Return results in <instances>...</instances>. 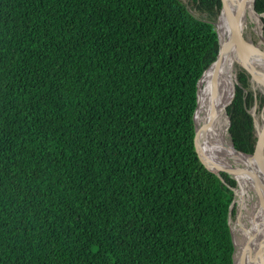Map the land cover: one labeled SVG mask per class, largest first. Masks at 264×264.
Listing matches in <instances>:
<instances>
[{
	"label": "trees",
	"instance_id": "trees-1",
	"mask_svg": "<svg viewBox=\"0 0 264 264\" xmlns=\"http://www.w3.org/2000/svg\"><path fill=\"white\" fill-rule=\"evenodd\" d=\"M193 1L213 17L181 0H0V264H233L236 180L194 147L220 0ZM239 75L228 132L251 153ZM216 139L215 122L201 151L230 163Z\"/></svg>",
	"mask_w": 264,
	"mask_h": 264
},
{
	"label": "water",
	"instance_id": "water-1",
	"mask_svg": "<svg viewBox=\"0 0 264 264\" xmlns=\"http://www.w3.org/2000/svg\"><path fill=\"white\" fill-rule=\"evenodd\" d=\"M254 10L258 13V11L255 8ZM229 12L230 11H229V5L227 3V0H220V8H219L218 14L216 18L211 21L214 27V30L216 32V39H217V44H218L217 55L214 59V62L212 61L211 63L217 64L223 54L231 52L235 61H232V60H229V61L231 63H235V64L237 63V65L243 70V72L245 73L247 77L246 78L247 85L249 82L251 89L255 90L257 84L254 81L256 80V75L258 74L259 71L253 65L250 66L249 61L252 58L264 57V52L263 50H260V48L256 44L250 41L246 35L244 36L241 34L242 32V29L240 27L241 18L236 17L237 19L234 24L236 32L234 31L232 27H229V30L227 29V26L224 25L223 22L225 23L230 22L229 21L230 19L228 18V15H227ZM220 30H222L223 32H220ZM233 32H235V35L233 34ZM200 77L197 81V103H196V107L193 113L194 147H195L196 153L200 161L202 162V164L209 171L214 172L218 177H220L222 181H224V179L222 178L220 172H226L236 180V186L234 188L232 187V189H233L234 195L237 196V200L235 201L234 198L232 199L229 205L228 218H227L231 242L233 244L232 262L233 264H264V250L261 248L262 246H264V244L260 245L261 241L264 243V234H263V237L260 243L259 241H257L256 247H255L257 251L256 252L257 255L255 257V262L252 263V257H251L252 249L248 245V243L251 242V246L254 248L255 236H249L248 238L249 241L246 240L244 244L242 245L241 251L238 252L239 245L236 240V232L234 231L235 227H239L240 229H245V230H248L249 229L248 227L251 228V219L250 218L248 219V216L250 214L248 213L245 214L243 210L244 200L246 198V194L244 191H246L245 185L247 182H249L253 190L252 196H250L249 199L252 201L254 197L255 198L254 201L255 202L258 201L256 205L257 209L261 208L264 214V178L262 179L261 177V174L264 173V170H263L264 168L262 167V165H260V163L256 161L257 158L261 157V155L264 154V119H262L261 122L258 121L254 115V112L249 111L246 108L247 112L253 115L252 119H253V125H254L255 136H256L254 140L255 141L254 150L251 153L244 152L242 150L237 149L234 146L233 142L230 140L231 145L229 147V150L232 154L236 153L239 156H248L251 159L254 158L255 164L252 168L251 166L250 167L247 166L245 163L237 164V165L236 164H221L219 162H216L210 159L207 154L201 151L200 145L202 143L201 138L203 134L207 132L209 124L212 122L211 120L213 116L215 115V112L217 109L214 111L212 108L208 115L209 117L207 118V120L203 122L202 125H197L195 113H196L197 106H198L199 81L201 79ZM213 84H214V79L212 80V88H213V91H215V86H213ZM237 86H240L238 82L233 83L232 95L230 99L226 102V104L224 105V110H225V107H227L234 99ZM253 95H254V98L260 102L259 95L257 93L255 94L253 93ZM262 105H264V100L262 102ZM238 191H239V195L237 194ZM241 195H243V197ZM245 204L248 205L249 203L245 201ZM257 209H255V212L257 211ZM231 221H233L232 224H231ZM261 255L263 256L261 257Z\"/></svg>",
	"mask_w": 264,
	"mask_h": 264
},
{
	"label": "bare ground",
	"instance_id": "bare-ground-1",
	"mask_svg": "<svg viewBox=\"0 0 264 264\" xmlns=\"http://www.w3.org/2000/svg\"><path fill=\"white\" fill-rule=\"evenodd\" d=\"M254 1L255 0H227V3L229 5V11H230L227 15H228V18L230 19L229 20L230 22L229 23L223 22V24L227 26L228 30H229V27H232L235 31L234 24L237 19L236 17L241 18L240 20V27L242 29L241 34L245 36L244 32H246L247 29L251 32L256 33V35L258 36V40H256L257 41L256 45L260 48V50H263L264 52V33H263L264 22L261 18L260 13L259 12L257 13L254 10L255 8ZM212 20H210V22ZM220 32H223V31L220 30ZM235 32H233L234 35H235ZM246 36L248 37L250 41L252 42L254 41L253 40L254 38L252 39V37H250L249 34H246ZM229 60H234L231 52L223 54L217 64L211 63L207 68L204 69L203 74L200 77L201 79L199 81L198 106H197L195 116L199 114L200 109H201L202 112L205 114L204 120H203V122H205L207 118L209 117L208 115L211 109L213 108L214 111L217 109L215 112V115L213 116L211 120L212 122L209 124L208 131L211 130V127L216 122L221 139H216L215 142L218 146H222L223 144L227 158L230 161V163L222 162V161H220V163L221 164H236V165L245 163L247 166L249 167L251 166L252 168L255 164L254 158L251 159L248 156H239L236 153L232 154L230 152L229 147L231 145V141L228 137V133H226V129H227L226 125L220 115V110L224 111V105L230 99L232 95V90L229 92L228 96H224L225 90L221 94L223 86L225 89L226 88L225 86H227V84L232 85V82L235 80V76L231 74V62ZM249 65L250 66L253 65L259 71L258 74L256 75V81L259 83L258 85L259 86L261 85L262 89H264V57L252 58L249 61ZM213 79H214L213 86H215V91H213V88H212ZM206 85L208 86V91H205ZM208 96H209V102H207L206 100ZM263 119H264V116H263ZM221 122H222V125H221ZM263 160H264V154L261 155V157L257 158L256 161L260 163V165H262V167L264 168ZM261 177L262 179L264 178V173L261 174ZM245 187H246V191L244 192L246 194V198L244 200L243 210L245 214L247 213L250 214L248 216V219L249 218L251 219V228L248 227L249 229L245 230V229H240L239 227H235L234 231L237 233L236 240L239 245L238 248L240 250L244 242L246 240L249 241L248 239L249 236H255L254 248L251 246V242L248 243V245L252 249L251 257H252V263H254L255 257L257 255L256 253L257 251L255 248L257 241H259L260 243L263 237V234H264V214L261 208L257 209L256 205L258 201L252 202L249 199L253 193V190L249 182L246 183ZM237 194L239 195V191L237 192ZM241 196L243 197V195ZM245 201L249 203L248 204L249 206L245 204ZM255 209H257L256 212H255ZM263 244L264 243L261 241L260 245H263ZM261 248L264 250V246H262ZM262 256L263 255H261V257Z\"/></svg>",
	"mask_w": 264,
	"mask_h": 264
},
{
	"label": "rangeland",
	"instance_id": "rangeland-1",
	"mask_svg": "<svg viewBox=\"0 0 264 264\" xmlns=\"http://www.w3.org/2000/svg\"><path fill=\"white\" fill-rule=\"evenodd\" d=\"M181 1L186 5V7L188 8V10L193 15H195L196 17L202 18L204 20H209V19H211L213 17V15L210 16V14L208 12L198 10L196 8V5H195V3H194L193 0H181ZM244 34L245 35L246 34H249L250 37H252V39L254 38L253 39L254 40L253 42H254V44H256V42H257L256 40H258V36L256 35V33L251 32V31H249L247 29L246 32H244ZM232 61H235V60H232ZM240 72H243V70L237 65V63L236 64L235 63H231V74L233 76H235L234 83H237L238 82L240 84V75H239ZM254 82H256V84H257L256 89L255 90H252L251 87H250V83L248 82V85L246 86V88L244 87V92H245V94L249 93L252 96L251 104H250V106L247 109L249 111L250 110L253 111L255 117L257 118V120L261 122L262 119H263V116H264V109H263L264 108V105H262V102L264 100V89H262V86L261 85L260 86L258 85L259 83L256 80ZM252 91H253L254 94L257 93L259 95L260 102L257 101L254 98V95H253ZM207 102H209V101L207 100ZM224 112H225V116H226V119H227V129H226V133H228V137L230 139V135H229V132H228L229 119H228V115L226 114V107H225ZM221 125H222V122H221ZM252 128H253V133H255L254 125L252 126ZM234 200L235 201L237 200V196L236 195H234ZM254 200H255V198L253 197L252 201H254ZM232 222H231V224H232Z\"/></svg>",
	"mask_w": 264,
	"mask_h": 264
}]
</instances>
